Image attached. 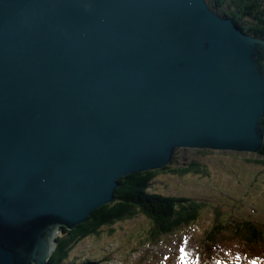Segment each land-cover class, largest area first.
Returning a JSON list of instances; mask_svg holds the SVG:
<instances>
[{
  "label": "water",
  "instance_id": "95a60500",
  "mask_svg": "<svg viewBox=\"0 0 264 264\" xmlns=\"http://www.w3.org/2000/svg\"><path fill=\"white\" fill-rule=\"evenodd\" d=\"M263 144L264 39L207 0H0V264H49L180 147Z\"/></svg>",
  "mask_w": 264,
  "mask_h": 264
},
{
  "label": "rangeland",
  "instance_id": "374dc122",
  "mask_svg": "<svg viewBox=\"0 0 264 264\" xmlns=\"http://www.w3.org/2000/svg\"><path fill=\"white\" fill-rule=\"evenodd\" d=\"M179 150L178 158L173 159L170 169L161 171L152 181L151 190L190 196L204 202L200 220L163 238L150 240L147 233L151 223L145 215L138 213L126 221L104 226L100 235L81 239L70 254L71 260L90 258L98 264H198L200 258L197 248H201L206 229L214 225L215 221L247 219L264 223V164L258 161L261 159L259 153L253 159H247L188 148ZM193 161L200 162V172L189 171L182 174L176 171L177 167L188 166ZM116 201H119L118 196ZM60 232L61 230L56 238ZM230 242L233 246L236 245L234 241ZM242 257L244 258L243 254ZM209 262L264 264L251 260L236 262L221 255H214Z\"/></svg>",
  "mask_w": 264,
  "mask_h": 264
},
{
  "label": "trees",
  "instance_id": "16d2710c",
  "mask_svg": "<svg viewBox=\"0 0 264 264\" xmlns=\"http://www.w3.org/2000/svg\"><path fill=\"white\" fill-rule=\"evenodd\" d=\"M208 1L220 13L233 17L240 28L250 35L264 38V0ZM179 151L177 149L174 160L178 158ZM258 153L261 155L258 161L264 164V145ZM174 160L162 169H150L122 177L121 186L117 189L119 201L97 209L87 221L76 228L70 229L62 226L60 235L56 238L57 248L52 253L49 263L98 264L90 258L81 261L71 260L70 254L81 239L91 235H100L104 226L126 221L138 213L145 215L151 223L150 231L147 233L150 240H158L176 232L183 226L200 220L202 216L200 210L203 209L204 202L190 196L151 190L152 181L158 173L169 170ZM201 170L200 162L195 161L188 166L176 168V171L182 174ZM203 240L201 248H197L198 255L203 258L201 259L200 256L198 264H209L214 255L229 257L242 263L248 260L254 263L264 262V223L247 219L240 221L229 219L226 222L217 220L214 225L206 229ZM230 241H234L236 245L233 246ZM250 242H255V244Z\"/></svg>",
  "mask_w": 264,
  "mask_h": 264
},
{
  "label": "clouds",
  "instance_id": "9594fccd",
  "mask_svg": "<svg viewBox=\"0 0 264 264\" xmlns=\"http://www.w3.org/2000/svg\"><path fill=\"white\" fill-rule=\"evenodd\" d=\"M208 1V0H207ZM208 3H209V1H208ZM209 5H210V7L217 13V14H219L220 16H223L224 17V14H222V13H220L218 10H216L210 3H209ZM226 17V16H225ZM234 19V18H233ZM234 21L236 22V20L234 19ZM236 25L240 28V26L237 24V22H236ZM243 30V29H242ZM244 31V30H243ZM244 32H246V31H244ZM247 33V32H246ZM115 195H116V197H117V190H116V193H115ZM104 206V205H103ZM103 206H101V207H103ZM100 207V208H101ZM99 209V208H98Z\"/></svg>",
  "mask_w": 264,
  "mask_h": 264
},
{
  "label": "bare ground",
  "instance_id": "6f19581e",
  "mask_svg": "<svg viewBox=\"0 0 264 264\" xmlns=\"http://www.w3.org/2000/svg\"><path fill=\"white\" fill-rule=\"evenodd\" d=\"M249 34V33H248ZM253 36V35H252ZM255 37H258V36H255ZM259 38H262V37H259ZM262 39H264V38H262ZM180 148H184V147H180ZM178 150H179V148H178ZM176 151H177V149H176ZM175 154H176V152H175ZM175 154H174V157H175ZM174 159V158H173ZM168 165V164H167ZM63 226H65V225H63ZM63 227L62 226H59L58 227V229L59 230H61ZM134 264H137L136 262L134 263ZM239 264V263H238Z\"/></svg>",
  "mask_w": 264,
  "mask_h": 264
}]
</instances>
